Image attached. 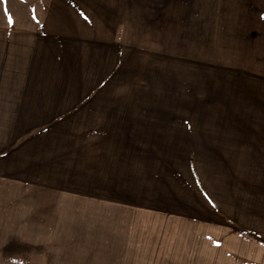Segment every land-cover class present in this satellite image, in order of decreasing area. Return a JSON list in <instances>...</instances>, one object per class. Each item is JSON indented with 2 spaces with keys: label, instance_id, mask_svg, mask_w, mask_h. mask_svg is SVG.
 I'll list each match as a JSON object with an SVG mask.
<instances>
[{
  "label": "crops",
  "instance_id": "0c3cea01",
  "mask_svg": "<svg viewBox=\"0 0 264 264\" xmlns=\"http://www.w3.org/2000/svg\"><path fill=\"white\" fill-rule=\"evenodd\" d=\"M219 3L213 42L207 27L203 34L206 44L218 47L211 60L219 65V86L211 72L213 85L204 95H217L205 103L201 118H185L173 99L150 102L162 108L158 114H147L142 102L132 100L133 88H139L133 87L135 75L143 80V66L135 60L133 74V58L154 44L163 57L178 60L180 16L192 2L0 0L4 249L13 234L52 233L57 225L80 232L85 207L98 212L101 200L110 201L100 194L112 196L118 188L178 204L180 176L171 178L169 171L177 169H170L165 154L179 152L168 139L180 138L185 122V131L214 142L209 152L219 154V192L213 198L212 181L202 186L193 179L187 212L143 208V264L148 256L151 264H264V0ZM189 83L193 94L199 90L197 82ZM176 87L171 84L173 92ZM194 121H203V130L193 128ZM167 123L176 125V133L165 131ZM143 136L157 146L143 145ZM156 161L161 170H150ZM148 177H157V184L143 183ZM216 210L225 223L215 224Z\"/></svg>",
  "mask_w": 264,
  "mask_h": 264
},
{
  "label": "rangeland",
  "instance_id": "374dc122",
  "mask_svg": "<svg viewBox=\"0 0 264 264\" xmlns=\"http://www.w3.org/2000/svg\"><path fill=\"white\" fill-rule=\"evenodd\" d=\"M187 1L192 2V5L183 12L184 16H180L181 22L179 21L178 25L180 31L179 59L171 62L170 58L163 57L159 53L163 50L156 48L154 44H152V47L143 46V55L133 58V74H135V60L139 66H143V80H140V74L135 75L138 80H134L136 83H133V87L137 86L139 88H133L132 100H139L136 103L142 102L141 108L146 107L148 109L147 114H158L162 109L150 102L162 104L163 99H173L178 104L173 109L176 110L178 106L179 114H184L185 118L191 117L186 115H197L201 118L205 113V103L216 98L217 94L212 93L214 99H206L204 88H210L213 84L218 85L219 83V65L214 63L218 59L211 60L214 55H218V47L215 49L212 45H209L210 43L206 44L203 34L204 28L207 27L208 34L211 32L209 38L213 42L215 28H218L219 25L220 3L219 0ZM193 6L194 17L190 14ZM209 15H211L210 19ZM187 22L190 24H187ZM193 31L194 33H192ZM203 71H205V75ZM211 72L217 73L211 79L213 84H210L209 79ZM162 75L166 80L161 79ZM171 79L173 82L170 83L174 84V87L177 83L179 84L174 92L171 90V84L168 85V81H171ZM190 81L197 82L200 86L194 94L192 93ZM162 86H168L169 88L162 90ZM171 92H173V95ZM168 95L170 97H167ZM144 102L148 104L145 106ZM132 108L137 109V106ZM217 108H213L212 113ZM180 123L179 133L181 137L168 139L176 142L175 145L178 148L176 150L179 152L165 154L171 159L170 169H177L169 171L172 175L171 178L175 179L177 173V176H180L177 181L179 182L178 192L177 186H174L177 198L180 200L178 204L176 201L163 202L156 197H149L144 194L142 196L141 190L137 188L131 190V187L130 192L118 188L112 196L101 193V198L110 201L101 200L98 212L85 207V221L79 229L80 232L73 233L70 232V230H73L70 226L67 228L63 225L61 227L57 225L52 226V233L9 235L8 237L12 240L5 247L6 249L3 245H0V264H143V252H145L143 251V216L141 214L143 208L187 212V202L190 203V198L186 191H189L188 184L193 179L199 181L202 186H208L212 181V185H215L213 189H215L214 193L216 194L212 192L213 198L217 197L219 192L217 187L222 176L218 166L219 154L209 152L215 149V145L212 144L213 141L210 138L202 137L203 135L198 137L196 132L185 131L186 128H183V126L188 123ZM190 123L193 128H201V130L204 128L202 126L203 121ZM198 125L201 127H196ZM135 126L138 129L140 123ZM167 128L165 131L169 133H176L175 131H177L175 130L176 125L171 123L168 124ZM157 129L159 130L158 134L161 133L160 128ZM192 134L194 138H190ZM143 140H147L143 141V145L157 146L155 139L151 137L145 139V136H143ZM214 140L218 141L219 139ZM166 161L167 158L165 157ZM151 165L153 167L149 168L150 170H161L162 165L158 161L149 163V167ZM143 172L145 174V171ZM148 178H145L146 180H143V183L151 180L147 182L157 184L155 181L158 179L157 177ZM151 185L147 184L143 189L147 190ZM134 192H137L138 195H135ZM92 214L93 217H91ZM95 214L98 216L95 217ZM213 220L216 222L215 224L226 222L225 216L218 210L213 215ZM54 230L57 232H54ZM6 238L1 236L0 243L1 240L5 242ZM152 253L154 254V251L148 250V255ZM147 262L151 264L152 256H148Z\"/></svg>",
  "mask_w": 264,
  "mask_h": 264
},
{
  "label": "snow or ice",
  "instance_id": "6c2138e0",
  "mask_svg": "<svg viewBox=\"0 0 264 264\" xmlns=\"http://www.w3.org/2000/svg\"><path fill=\"white\" fill-rule=\"evenodd\" d=\"M9 21L11 22V17H9Z\"/></svg>",
  "mask_w": 264,
  "mask_h": 264
}]
</instances>
